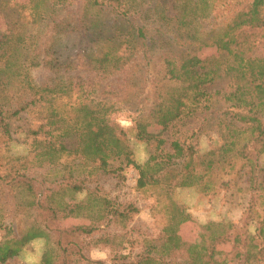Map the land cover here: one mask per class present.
I'll use <instances>...</instances> for the list:
<instances>
[{"label":"trees","instance_id":"obj_1","mask_svg":"<svg viewBox=\"0 0 264 264\" xmlns=\"http://www.w3.org/2000/svg\"><path fill=\"white\" fill-rule=\"evenodd\" d=\"M230 1L234 8H231L228 24L207 41L200 29L211 15L214 0H183L179 3L178 12L156 6L153 0H29L28 6L33 13L31 25L43 22L50 30V36L61 34L70 26L69 23L64 25V21L55 22L57 7L82 11L80 17L83 15V18L107 13L113 18V26L110 36L95 43L88 60L79 55L77 64H70L78 68L81 61L87 67L85 76L78 71L69 81L57 79L43 85L33 81L30 69L54 67V71L58 70L51 60L46 61L47 57L40 51L45 44L39 46L28 27L21 28L16 23L7 25V34L0 35V128L11 139L10 118L26 113L39 123L36 131L28 132V138L32 136L33 139L29 148L25 149V156L20 158L23 163L14 165L17 174L33 168L31 163L35 162L39 168L44 164L54 166L64 154L74 153L85 162L98 164L92 166L91 171L100 169L106 173L109 172L110 161L124 162L137 172L138 188L153 186L158 187L161 193H168L174 188H187L199 183L218 165L228 163L231 156L247 159L245 152L249 147L259 146L255 155L264 154V54H252L255 31L264 29V0ZM82 20L80 18L77 23L83 24ZM209 46L215 47L220 55L227 58L226 64L221 65L222 69H217V64L215 69H206V63L197 58V54ZM221 70L224 75L232 73L236 86L232 91H222L224 94H211L207 86L218 78ZM129 71L138 73L139 79L135 76L140 83V89L130 96H143L147 101L144 107L146 118L162 123L165 131L173 130L175 124L206 109L208 104H216L215 99L222 103V107L233 109L234 113H229L223 123L228 137L223 136L222 145L198 157L202 171L194 169V155L198 151L175 139L167 142L160 134L138 132L135 136L137 141L155 143V147L143 164L132 159L128 134L112 119L115 111L99 96L90 100L99 80ZM81 76L86 78L81 80ZM150 82L152 94L149 92ZM74 90L82 94L79 99L86 97L89 101L70 102L68 111L65 106L62 110L58 109L56 101L62 96L71 98ZM68 103L65 105L68 106ZM144 108L142 104L140 114H143ZM227 120L234 123H226ZM69 142L72 144L69 145ZM62 167L71 170L67 165ZM169 168H175L173 174L168 173ZM254 175L253 171L250 177L255 179ZM75 177L69 172L68 178L59 181L45 197L41 190L34 192L28 181L15 189V192L19 189V192L30 195L25 206L33 209L35 215L29 214L33 223L24 235L0 244V264L18 256L25 245L39 239L45 240V251L61 248L60 240L55 246L50 245V218L54 220L67 212L81 211L105 216L103 213L109 202L104 198L87 197L70 208L66 206L65 196L83 191ZM260 178L264 183V175ZM170 205L168 222L158 240L160 246L152 244L149 247L154 252L161 248L159 254L165 252L168 255L183 249L190 257L191 247L181 242L175 230L178 223L188 219V215L176 203L171 202ZM39 220L43 221L42 228L36 225ZM76 230L88 235L92 231L84 228ZM203 230L210 249L209 260L215 246L227 241H232L238 249L236 255L242 264L260 258L259 254L264 257V218L257 221L256 237L231 233V226L225 222L208 223ZM69 246L81 250L78 245L69 243ZM67 248L62 249L63 253L67 252ZM187 263L192 264L190 258ZM137 264L160 262L148 255Z\"/></svg>","mask_w":264,"mask_h":264},{"label":"rangeland","instance_id":"obj_2","mask_svg":"<svg viewBox=\"0 0 264 264\" xmlns=\"http://www.w3.org/2000/svg\"><path fill=\"white\" fill-rule=\"evenodd\" d=\"M181 1L183 0H153V4L178 12ZM231 3L233 2L230 0L229 3L228 0H214L211 15L200 29L205 40L209 41L226 27L231 8H234V4ZM28 4L29 0H0V35L7 34V25L16 23L21 28L28 27L31 35L37 38L39 46L45 44L40 51L47 57L46 61L51 60L58 70L54 71V67L31 68L33 81L37 85L51 83L57 79L69 81L78 71L85 76L87 67L81 61L78 68H73L70 64H77L79 55L86 60L89 59L93 53L91 51L95 49V43L112 33L113 18L107 13L83 18V15L80 17L82 11L72 7H57L55 22L64 21V25L69 23L70 26L61 34L50 36V30L43 22L31 25L33 13ZM80 18L84 19L83 24L77 23ZM255 32L252 54L260 56L264 54V29ZM197 58L206 63V69H215L216 64L219 66L217 69H222L227 62V58L220 55L213 46L203 48L197 54ZM135 75L139 79L138 73L129 71L99 80L94 98L90 100L99 96L104 100L102 102L115 111L112 119L128 134L133 152L132 159L136 163L143 164L155 147V143L145 144L137 141L136 134L138 132L160 134L167 142L175 139L184 143L186 147L190 146L192 150L198 151L194 155V169L202 171L203 166L199 164L198 157L219 147L224 138L228 137L223 123L229 117V113H234L233 109L222 107V103L215 99L216 104H208L206 109H201L193 116L175 124L173 130L165 131L162 123L146 118L144 107L147 101L143 96L141 98L130 96L140 89L139 80ZM85 78L79 77L81 80ZM149 86H151L149 92L152 94L151 82ZM235 86L232 73L224 75L221 70L218 78L207 86V91L211 94L215 92L224 94L222 91H232ZM79 95L82 94L74 90L71 98L60 97L56 101V106L60 110L65 106V110L68 111L70 102L78 104L80 100L89 101L86 97L79 99ZM142 104L144 109L143 114H140ZM229 121L234 123L232 120H227L226 123ZM8 122L11 139H8L4 134L5 130L0 128V244L11 238L19 239L33 223L29 214L35 213L29 206H25L30 195L19 192V189H17L19 194L15 192V189L25 181L29 182L34 192L41 190L45 197L56 188L59 181L68 178L70 172L76 176V181L83 191L65 196L64 202L67 207L70 208L75 202L94 196L106 199L109 204L104 210V217L93 212L81 211L67 212L54 220L50 218L48 220L50 245L55 246L60 240L61 248L55 247L51 251H45V240L39 239L25 245L18 256L8 259L4 264H137L148 255L158 259L160 264H186L189 258L192 264H242L236 255L238 249L232 241L215 246L209 260L210 249L203 226L208 223L225 222L231 226V233H245L256 237L257 221L264 218V183H261L260 178L264 175V154L255 155L259 146L247 148L245 152L248 154L247 159L231 156L227 160L228 163L218 165V168L199 183L161 193L158 187L138 188L137 172L124 162L110 161L109 172L106 173L100 169L91 171L90 168L98 164L85 162L74 153L64 154L54 166L44 164L39 168L35 162L31 163L33 168L21 170L20 174H17L14 165L19 166L23 163L20 158L25 156V149L29 148L33 139L32 136L28 138V132L36 131L39 123L26 113L10 118ZM70 144L72 142H69ZM63 165L69 166L71 170L65 169ZM173 169L175 168H169L168 173L173 174ZM89 171L91 174H88ZM253 171L255 179L250 177ZM171 202L179 205L188 215V219L178 223L175 230L181 242L191 247L190 257L183 249L174 255L163 252L164 255L159 254L161 248L154 252L153 248L149 247L152 244L155 247L160 246L158 240L168 222ZM36 225L42 228L43 221L39 220ZM81 228L92 231L88 235L76 230ZM69 243L78 245L81 250L69 246ZM64 247H68L66 253H63ZM258 257L260 258L251 259L252 262L249 264H264V257L260 254Z\"/></svg>","mask_w":264,"mask_h":264}]
</instances>
